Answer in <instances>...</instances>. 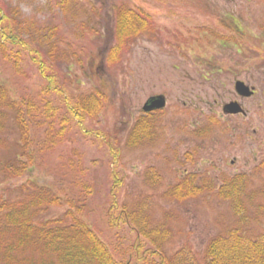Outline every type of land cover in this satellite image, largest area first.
I'll list each match as a JSON object with an SVG mask.
<instances>
[{"label":"rangeland","instance_id":"rangeland-1","mask_svg":"<svg viewBox=\"0 0 264 264\" xmlns=\"http://www.w3.org/2000/svg\"><path fill=\"white\" fill-rule=\"evenodd\" d=\"M0 4L9 16L18 11L20 18H30L43 29L44 40L48 36L56 45L52 58L47 56L49 43L42 46L45 62L51 61L54 70L47 74L55 72L71 106L74 99L93 93L104 97L95 117L75 118L82 123L73 122L71 131L63 132V140L43 156L42 167L11 182L5 180L2 165L21 152L18 127L9 119L0 132V195L7 190L8 195L19 196V186L43 182L54 164L71 158L78 167L84 166L85 178L94 188L86 218L112 253H125L118 257L124 260L137 255L131 247L138 235L122 217L123 206L132 210L146 198L153 224L172 230L174 239L166 246L172 254L189 244L202 256L212 237L233 228L264 231V175L254 176L247 189L254 200L246 203L245 220L229 200L207 186L218 184L219 178L209 164H218L221 156L216 125L220 102L231 98L236 77L241 73L246 78L248 70L260 91L253 99L252 141L254 149L261 148L264 154V0H2ZM119 6L141 10L150 27L117 46ZM17 51L18 46H8V59L0 52V83L14 96L35 100L45 81L27 56L17 60ZM17 62L21 72L12 66ZM234 66L238 76L227 70ZM219 67L224 68L221 73ZM159 94L167 99V106L154 116V131L157 120L159 134L134 144L131 131L143 106ZM59 96L49 98L65 115L66 101ZM232 151L228 146L224 155L232 156ZM185 168L199 172L195 181L201 192L176 201L169 191L191 178L184 174ZM112 174L119 196L113 226L106 215L112 203ZM67 209L66 202L50 206L40 218H59ZM142 242L141 249L149 246L147 240Z\"/></svg>","mask_w":264,"mask_h":264},{"label":"trees","instance_id":"trees-1","mask_svg":"<svg viewBox=\"0 0 264 264\" xmlns=\"http://www.w3.org/2000/svg\"><path fill=\"white\" fill-rule=\"evenodd\" d=\"M116 11L117 46L149 29L148 17L139 12L141 10L119 6ZM11 14L9 16L0 4V52L4 59H8V46H18L15 53L19 54L17 60L21 62L22 56H27L25 58L37 68L45 85H42L43 91L41 89L34 100L31 96L12 95L15 92L0 83V132L13 118L20 133L21 154L2 165V173L8 182L26 176L34 167H42L43 156L51 153L63 140L64 131H71L75 118L81 121L95 117L104 106V97L99 92L76 101L74 99V106H71L70 96L63 95L61 87L57 85L58 76L55 72L47 74L54 70L51 61L48 64L45 62L42 46L49 43L47 56L52 58L56 54V45L51 43L48 36L44 40L43 29L30 18H20L18 11ZM9 59L13 60L10 54ZM19 62L12 65L17 72H21ZM54 93L58 98L59 94L63 95L66 101L65 115L60 114L58 103L54 101L52 105L49 97ZM154 116L155 112L144 113L138 119L131 131V138L136 139L134 144L153 136ZM81 123L75 122L77 126ZM63 163L59 160V167L54 164L49 169L51 174L47 179L44 177L43 182L35 180L19 186L21 194L15 198L3 190L0 195V264H264V231L256 234L241 228L212 237L202 256L189 244L181 246L173 254L169 253L166 246L174 239L172 230L153 224L148 198L138 202L132 210L123 206L122 217L136 231L138 238L131 247L137 255L122 259L125 253H112L111 247L86 218L88 201L93 196L94 188L85 178L84 166L78 167V163L71 158ZM189 176L191 178L182 180L169 191L170 198L182 201L200 194L201 188L195 181L198 175ZM111 180L109 196L112 203L107 206L106 215L113 226L117 221H113V212L119 206V196L116 192L118 188L114 187V174ZM233 185L236 184L229 180L221 190H216L214 183L207 186H213L212 190L229 200L236 213L245 220L248 212L246 203L252 202L254 197L247 195L246 189ZM63 202H66L68 209L62 217L40 218L50 206L62 205ZM143 239L148 241L149 246L141 249Z\"/></svg>","mask_w":264,"mask_h":264},{"label":"flooded vegetation","instance_id":"flooded-vegetation-1","mask_svg":"<svg viewBox=\"0 0 264 264\" xmlns=\"http://www.w3.org/2000/svg\"><path fill=\"white\" fill-rule=\"evenodd\" d=\"M237 64L239 65V62ZM222 70L224 68L219 67L217 72L221 73ZM227 70L239 75V69L236 66ZM240 75L233 82L231 98L222 99L219 105L216 125L220 140L218 149L221 151V156L218 164L214 166L209 164L216 169V174L219 177L218 184H215L216 190L224 189L229 180L236 184L233 187L247 190L253 182L254 176L264 175V154L261 148L254 149L255 142L252 141L256 132L255 127H252L255 117V101L253 99L260 91L257 83L253 82L255 80L253 72L248 70L246 78L240 77ZM239 82L244 84L247 91L250 92L249 95L239 91L237 87ZM262 93L264 95V91ZM260 105H262L261 102ZM160 111L155 110V114ZM157 122L155 120V137L156 134H159ZM225 140L227 141L225 142ZM228 146L233 150L232 156L224 155ZM198 173H190L186 168L184 169L185 175H198Z\"/></svg>","mask_w":264,"mask_h":264},{"label":"water","instance_id":"water-1","mask_svg":"<svg viewBox=\"0 0 264 264\" xmlns=\"http://www.w3.org/2000/svg\"><path fill=\"white\" fill-rule=\"evenodd\" d=\"M237 87L241 93L247 94V95L250 94V92L247 91V88L241 82L237 84ZM165 105H166V98L164 95L151 96L145 102L143 106V110L145 112H151L156 109H162L165 107Z\"/></svg>","mask_w":264,"mask_h":264}]
</instances>
